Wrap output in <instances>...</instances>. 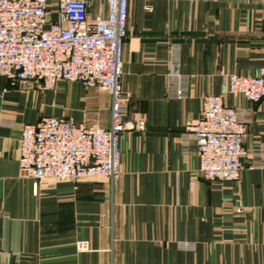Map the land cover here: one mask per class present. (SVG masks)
<instances>
[{"label":"crops","instance_id":"0c3cea01","mask_svg":"<svg viewBox=\"0 0 264 264\" xmlns=\"http://www.w3.org/2000/svg\"><path fill=\"white\" fill-rule=\"evenodd\" d=\"M89 12L108 6L92 0ZM126 34L129 129L114 179L43 182L35 193L19 165L24 126L55 116L108 129L111 96L0 76V264H264V152L254 151L264 146V102L228 92L229 76L264 67V0H129ZM177 76L184 99L169 93ZM208 94L249 113L239 180H206L196 142L183 141Z\"/></svg>","mask_w":264,"mask_h":264},{"label":"built area","instance_id":"2783aa9c","mask_svg":"<svg viewBox=\"0 0 264 264\" xmlns=\"http://www.w3.org/2000/svg\"><path fill=\"white\" fill-rule=\"evenodd\" d=\"M92 0H0V76L54 89L60 81L79 82L111 96L108 129L89 127L73 117L49 116L26 124L19 146L20 169L37 193L51 180L114 179L120 168V135L129 129L130 104L123 95V53L129 0H104L105 16L91 17ZM174 84L169 93L186 98ZM228 92L249 102H264V67L255 76L233 74ZM249 113L225 104L223 95L203 98L200 118L185 126L183 141L197 145L199 172L210 181L239 180L245 170L244 139ZM136 128L146 129L140 120ZM259 156L264 146H255ZM264 166V157L261 159ZM242 208H238L241 212ZM192 249L191 244H184ZM78 250H90L79 243Z\"/></svg>","mask_w":264,"mask_h":264},{"label":"rangeland","instance_id":"374dc122","mask_svg":"<svg viewBox=\"0 0 264 264\" xmlns=\"http://www.w3.org/2000/svg\"><path fill=\"white\" fill-rule=\"evenodd\" d=\"M20 84H22V85H24V86L27 85L26 83H21V82H20ZM89 127H92V126H89ZM97 178H99V177H97ZM55 181H62V180H51V181H47V182H55ZM79 243H87V242H78V243H77V250H78V244H79ZM87 244H88V243H87ZM78 252L83 253V251H79V250H78Z\"/></svg>","mask_w":264,"mask_h":264}]
</instances>
